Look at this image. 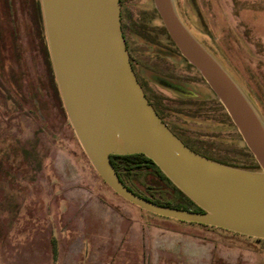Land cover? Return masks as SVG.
Returning <instances> with one entry per match:
<instances>
[{
  "label": "rangeland",
  "instance_id": "rangeland-1",
  "mask_svg": "<svg viewBox=\"0 0 264 264\" xmlns=\"http://www.w3.org/2000/svg\"><path fill=\"white\" fill-rule=\"evenodd\" d=\"M124 1L134 18L152 11L149 0ZM199 1L212 34L194 36L264 122V0ZM174 2L191 9L188 0ZM164 55L143 54L141 61L175 77H150L166 108L183 111L168 110L169 122L213 156L250 162L239 155L238 130L222 122L198 70ZM155 181L148 170L130 183L145 193ZM160 188L176 200L173 189ZM256 239L162 217L115 193L67 117L40 0H0V264H264V239Z\"/></svg>",
  "mask_w": 264,
  "mask_h": 264
},
{
  "label": "water",
  "instance_id": "water-1",
  "mask_svg": "<svg viewBox=\"0 0 264 264\" xmlns=\"http://www.w3.org/2000/svg\"><path fill=\"white\" fill-rule=\"evenodd\" d=\"M153 1L171 40L221 102L260 169L211 159L162 120L131 65L120 0H40L51 65L70 124L96 172L128 202L162 217L264 239V122L185 26L174 0ZM138 153L202 211L158 204L129 189L111 156Z\"/></svg>",
  "mask_w": 264,
  "mask_h": 264
},
{
  "label": "flooded vegetation",
  "instance_id": "flooded-vegetation-1",
  "mask_svg": "<svg viewBox=\"0 0 264 264\" xmlns=\"http://www.w3.org/2000/svg\"><path fill=\"white\" fill-rule=\"evenodd\" d=\"M151 2L152 11L147 14V17L143 18H134L131 10L125 5L124 0H120L121 7V28L126 42V46L129 52L130 62L135 72V75L146 95L149 102L153 105L159 116L162 120L168 125V127L176 134V127L172 125L168 120V109L163 104L160 95L152 88L150 83V77L158 76L161 77L168 83L175 82V77L170 74L162 73L160 70H157L153 65H145L141 61V55H148L152 59L154 56L158 55L163 58L162 55L165 53V57L172 60L178 59V54L176 51V46L171 40L169 34L166 31V28L158 14V11L155 7L154 1ZM191 4L190 10H184L183 7L178 5L175 2L176 9L178 14L193 34V30L198 33H203L205 36L210 38L211 34L208 30V27L205 25L204 10L200 5L199 0H188ZM155 18L159 19V25H150L147 20H154ZM194 35V34H193ZM184 89L191 88L187 86H182ZM184 97L185 96L180 93ZM178 136V134H176ZM179 137V136H178ZM180 138V137H179ZM181 139V138H180ZM183 141V140H182ZM184 142V141H183ZM185 143V142H184Z\"/></svg>",
  "mask_w": 264,
  "mask_h": 264
},
{
  "label": "trees",
  "instance_id": "trees-1",
  "mask_svg": "<svg viewBox=\"0 0 264 264\" xmlns=\"http://www.w3.org/2000/svg\"><path fill=\"white\" fill-rule=\"evenodd\" d=\"M178 57L182 59L190 68L196 69L192 64H190L179 52V50L176 48ZM50 63V62H49ZM199 73V72H198ZM202 81L206 84L205 80L202 78L201 74L199 73ZM207 85V84H206ZM208 86V85H207ZM209 87V86H208ZM210 89V94L215 98L216 102V109L221 111L220 117H222V122H228L232 127H234L236 130V126L233 124L232 120L230 119L228 113L226 112L225 108L221 104V102L218 100L214 92ZM209 93V92H208ZM191 100V99H190ZM184 106L183 103H180ZM193 103L191 101H188L185 105L190 106ZM171 112L182 114L183 111L181 110H170ZM176 134L187 144L189 147H191L193 150L211 158L216 161H219L221 163H224L226 165L239 167L243 169H250V170H257L260 169V166L258 165L257 161L255 160L254 156L250 152V150L247 148L246 144L242 140L241 135L238 132V136L240 137V140L243 141V148L239 152V155L243 157V159H246V161L250 162H241L240 160H234V159H228V158H222V157H216L211 155L209 152L203 150L200 146H198L196 143H193L191 140L186 138L184 134H182L178 129L176 130ZM113 165L120 177V179L123 181V183L132 191H134L136 194L147 198L155 203L167 205L171 207H177V208H183V209H190L195 211H202V209L195 204L189 197H187L181 190H179L171 181L170 179L160 170V168L146 155L144 154H125V155H112L111 156ZM150 171L152 175L156 178L155 185L156 187H151L152 189L149 191H146L145 193L138 191L131 183L130 181L135 178L136 175L143 173L145 171ZM160 184H164L168 186L169 188L173 189L176 194V200L169 197V193L167 191H162L160 188ZM191 223V222H190ZM197 224V223H193ZM203 225V224H198ZM206 227H210L207 225H203ZM261 239H256V241H260Z\"/></svg>",
  "mask_w": 264,
  "mask_h": 264
}]
</instances>
